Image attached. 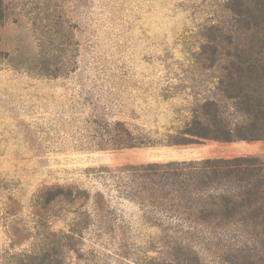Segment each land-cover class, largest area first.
<instances>
[{"label": "rangeland", "instance_id": "374dc122", "mask_svg": "<svg viewBox=\"0 0 264 264\" xmlns=\"http://www.w3.org/2000/svg\"><path fill=\"white\" fill-rule=\"evenodd\" d=\"M216 1L7 0L11 11L24 4L33 14L10 15L0 28V264H20L18 255L40 245L43 225L73 231L62 264L169 263L183 252L153 242L157 230L126 197L118 169L264 161V141L106 144L115 129L162 134L192 117L196 99L216 82L196 59L198 28ZM54 6L61 12L50 20L34 15ZM56 188L73 199L43 208L40 194ZM195 251L202 264H218V249Z\"/></svg>", "mask_w": 264, "mask_h": 264}, {"label": "trees", "instance_id": "16d2710c", "mask_svg": "<svg viewBox=\"0 0 264 264\" xmlns=\"http://www.w3.org/2000/svg\"><path fill=\"white\" fill-rule=\"evenodd\" d=\"M17 5L11 11L7 0H0V28L10 15L21 20L33 14L24 4ZM60 12L54 6L49 13L40 10L34 15L50 20ZM213 15L198 28L202 42L196 59L213 72L216 82L206 88L204 98L196 99L192 117L175 131L156 132V136L115 129L107 145L131 149L264 141V0H217ZM118 172L126 197L140 208L142 221L156 228L153 242L183 252L165 264H202L195 251L201 247L218 249V264H264L261 158L148 163L128 165ZM72 196L71 191L56 188L44 190L39 198L47 209ZM72 233L54 232L43 225L38 231L40 245L17 260L62 264ZM149 264L162 263L152 259Z\"/></svg>", "mask_w": 264, "mask_h": 264}]
</instances>
